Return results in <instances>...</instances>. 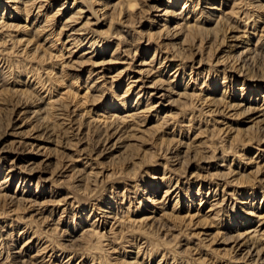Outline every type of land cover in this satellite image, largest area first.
I'll return each instance as SVG.
<instances>
[{
	"label": "rangeland",
	"instance_id": "rangeland-1",
	"mask_svg": "<svg viewBox=\"0 0 264 264\" xmlns=\"http://www.w3.org/2000/svg\"><path fill=\"white\" fill-rule=\"evenodd\" d=\"M103 1L0 0V54L11 57L15 74L7 89H0V253L5 256L10 241L20 248L29 237L36 247L25 261L33 264L61 254L56 247L62 245L71 264L93 259L96 264H250L245 257L251 245L235 249L232 242L257 227L256 247L264 251V141L258 131L263 123L254 126V117L226 106L242 98L237 89L244 81L248 93L264 88V54L247 68L239 56L244 47L255 48L258 37L264 52V0H243L235 16L242 28L231 25L217 38L211 15L212 9L230 12L223 0H190V10L196 7L188 25V11L182 13L187 0H134L135 8L119 17L112 9L119 0L108 7ZM65 2L70 11L80 5L74 26L105 40V56H83L85 51L69 42L63 24L71 12H57ZM25 8L32 9L28 17ZM166 8H172L169 16L173 11L180 16L165 26L156 15ZM189 31L203 35L184 43ZM178 66L187 88L183 79L171 82ZM36 72L61 84L50 94L36 85ZM158 79L177 95L194 92V105L182 100L172 107L178 97L159 99L160 94L150 101L165 103L160 115L144 109L130 118L132 109H108L111 100L119 105L115 96L127 92L132 101L142 86ZM92 83L103 87L104 106L92 104L100 95L98 88L90 89ZM28 89L35 100L26 97ZM146 90L154 94L155 88ZM222 95L220 106L204 102ZM117 119L129 127L124 136L104 134ZM167 120L165 134L164 126L159 128ZM106 139L111 149L101 154ZM170 187L173 193L166 196ZM215 202L219 205L212 207ZM91 232L105 235L102 250L81 248L79 242L68 246L72 238L84 243ZM37 246L45 249L40 255Z\"/></svg>",
	"mask_w": 264,
	"mask_h": 264
},
{
	"label": "bare ground",
	"instance_id": "bare-ground-1",
	"mask_svg": "<svg viewBox=\"0 0 264 264\" xmlns=\"http://www.w3.org/2000/svg\"><path fill=\"white\" fill-rule=\"evenodd\" d=\"M31 1H33V0H31ZM101 1H103V0H101ZM126 1H127V4H126V6H124V3ZM189 1L190 0L185 1L186 2V3H184V6L185 7L182 10V13L188 11V13H187L188 14V17L186 18V21H185L186 24L185 25H188L190 23V22H188V20L190 18V15H193V12L192 11H194L195 10V7H196V6H193V8H191L192 10H190V5H188L189 4ZM244 1L243 0H223V1H221L220 4H222V5L224 4L225 8H230V12L229 13L226 12V9H224L222 12H220L219 9H212L213 11H215L214 12L215 14H212L211 17H214V22L216 23L215 24L216 27L212 30L213 31V35L212 36H215L217 38L222 33H225L226 32V29L228 30V28H230V29L233 28V27H231V25L236 26V25H238L240 23L239 22L240 20L239 21L238 20L236 21L237 18L235 16L238 14V11L242 10V7L244 5ZM27 2H29V1H26L25 3H27ZM103 3L105 5V7H108L111 4L110 3V0H105V1H103ZM179 3H180V0H179L178 4ZM66 5H68V2H65V4L61 5V7L59 8V10L57 12L59 13L61 10H66L67 13L71 12V14L69 16L68 15H65V16L63 15L64 18H66L65 23L63 24V30L69 31L71 33V35L69 36V42L72 44V46L74 48H76V49H79L80 48L82 51H85L84 54H83V56L84 55L87 56L88 54H93L96 58H101L102 55L105 56L106 55V50L104 48L105 40H101L100 38H96L94 36V33H93L92 30H91L92 32H88L87 33L88 30L86 31V29H85L84 26L83 27H80L78 29L75 28L76 26H74V24L78 21L77 16H79L80 13H81V10H78V9L81 8L80 5H76V7L75 8H72L71 11H70V9H67L65 7ZM170 5H172V4H170ZM83 6H84V4H83ZM135 6H136V4H135L134 0H119L115 5L113 4L112 9H113L114 12H117L118 17H119L120 14L122 13V11H124V9L127 12H130V11H132L135 8ZM43 7L45 8V5H40V9L43 8ZM75 9H77L78 11L75 12L74 11ZM160 9H157L156 12L157 13L160 12L161 11ZM170 9L172 10V8H166L164 15H161V16L160 15L159 16L156 15L158 18H156V17H154V18H156L157 20L158 19H161L160 21L162 23H164L165 26L167 24H170L172 21H174V18L180 16L179 14L177 15V13L174 12V11H173V15L169 16L168 14H171L172 13V11ZM243 9H245V8H243ZM31 10H26V8L24 9V13H25V15L27 17L30 14H32L31 13ZM105 15L106 14H103L102 15L104 19L106 18ZM196 16H197V14L195 15V17ZM250 16H251V14H250ZM193 18L194 17H192V19ZM199 18H200L199 16L197 18H195V22L197 24L199 22L198 21ZM183 19H184V17H183ZM36 20H38V18H36ZM177 20L178 19H176L175 21H177ZM46 23H48V21ZM240 24H242V22ZM255 24H257V23H255ZM255 24H253V26H250V28L254 30L253 27H254ZM44 27L45 26H43L41 28H38V29H41L42 30ZM49 27L50 26H48V28ZM236 27L237 28H242V26H239V25L236 26ZM53 29H54V27L52 28V30ZM243 29L244 30H247V27L246 26H243ZM38 31H40V30H36V32H38ZM202 35L203 34L201 32L189 31L188 34L186 35V37L184 38V41L183 42L184 43H187V42L190 41V43L191 42L193 43L196 39L202 37ZM31 39L33 40V38H31ZM256 39H257V42H256L257 44L254 45L255 48H253V49H246L244 47L243 50L239 54L240 57L242 56L241 59H240L241 60L242 68H247V65L249 64V62H251V61L254 62L257 58L263 57L262 56L264 54L263 50L262 49H258V44L260 43V39L261 38L258 37ZM202 41H203V38H202ZM119 47L120 46H118V48ZM179 55L180 56L181 55H184V53L183 52H181V53L179 52ZM0 56H1L0 57V89L3 90V89H7V87L9 86L8 85V83H9V77L10 76L12 77L15 74H13L14 73L13 65H12L13 62L10 64L11 57H10V61H9V59L7 57L5 58L1 54H0ZM113 56H114V54L111 55V58H113ZM35 58L36 59H39V62L40 63L43 62V58H40L38 56L35 57ZM154 59H155V56H153V58L150 61V63H153L155 61ZM165 61H166V59H165ZM162 62H163L162 60H158L157 61V63H159L160 65L163 64ZM143 65L146 66V61H143ZM201 65H202V63L200 62L199 63V66H201ZM152 70H154V69L151 68V70L149 71V73L150 72L152 73ZM182 73H183V71L179 69V66L178 67H175V71L171 75V77H173V76H175V77H174L173 80H171V82L172 81L174 82L177 78H178V80L183 79V86L185 85L186 88H187V86H188L189 83L186 84V81L184 80V74H183V77H181V74ZM200 75L201 74L198 73L196 76H200ZM240 76H241V78H245L244 74L243 75L241 74ZM50 77L52 78V76H50V74H49V76H47V78H49V79H47V81H44L42 79L43 77H40L37 72L33 76V78L37 81V84L36 85H40L43 90L46 89L48 93L52 94L54 87L56 89L57 88V85L60 83V81L59 80L51 79ZM157 78H158V76H157ZM14 79H15L16 83L17 82H20V80H18L20 78H14ZM136 82H137V80H136ZM48 83L50 84L49 85L50 88H47V84ZM92 84H91L90 89L92 90L93 88H95V89L98 88V90H99L98 93H100L99 96H96L95 95V97H93L94 100L91 101V102H93L92 104L103 105L105 101L107 102L106 93L103 91V87L101 86L102 87L101 88L100 86H94V84L93 85ZM150 84H151L150 87H148V86H142V89H141L140 92L143 93L146 89L155 88L154 94L153 93H150V92L148 93L147 90H146L144 92L143 96H142L141 93H138L139 94V97H137V98H134L133 97L134 99L132 101H130V100L127 99V96L126 95L128 93L126 92L122 96H120V95H117V97L115 96V99L119 102V105H117L115 103L113 104V102L111 100V104L109 105L108 109L109 108L114 109L118 113H122V111L124 112V111H126V109H132L131 110L132 112H136L135 114H131V117L129 115V117L132 118L133 116L140 117L139 115L144 112V111H141V110H144V109H146L145 112H155L157 115H160V113H162L165 109H167V107L164 108V104L165 103L164 102H160V105H159V102L157 104H156V102H150L152 98H154V97L156 98V96L157 95H160V94H161V96H157V97H160L159 99H163V98L164 99H167V98H169L170 100H172V98H173L174 95L176 97H178V100L176 99V100L171 101L172 103H170V104H171L172 107L174 106V104H181L182 100H184L185 102L186 101L191 102L190 105H192L193 102H194V98L196 96V94L194 92L193 93H187L186 90H185V92H183L182 94H178L177 95V93H174V91H171V89L161 86L162 81L160 79H158L157 81H151ZM130 85L131 84L128 82V86H130ZM143 85H145V84H143ZM221 85H224V83H222ZM177 86H180V84H178ZM242 86L243 87L237 89V92L238 93H240V91H241V94H239V95L242 98H240V100L237 102L236 105L231 106V107L227 105L226 107L227 108H232L233 107L234 109H239V110L242 111V114H247V116L254 117V119L251 121V122H255L254 126L263 123V127L260 126V128L258 129V131L260 133H262V137H263L262 141H264V94L262 95V94L259 93L261 87H259L258 89H256V91H254L253 89H251L250 90V93H248L247 92V90H248V83L245 82V81L242 83ZM29 89H32V88L30 87ZM29 89H28V91H25V95H26V97H28L30 99H34L35 97H34L32 91H30ZM183 89H185V88H183ZM261 90H264V88H261ZM214 91H217V88L216 87L214 88ZM221 93H224V91H222ZM69 95L74 98L72 92ZM220 95L221 94H219V96ZM1 96L2 95L0 94V97ZM70 96H69V98H70ZM67 98H68V96H67ZM208 99H210V98H207L206 100H204V102L214 103L215 105L220 106L222 104V102L224 101L225 97L222 95L219 98L218 97L216 98V96H215V98H213L212 100H209V101H208ZM144 101L147 104L143 105L142 103H144ZM120 103H121V107H120ZM184 104H186V103H184ZM188 104L189 103H187L186 106H188ZM41 111H43V110H41ZM48 112H49V110H48ZM208 113L209 114H213L214 111L209 110ZM166 115L167 116H163V119L164 120H166L169 117L168 114H166ZM137 119L139 120L141 118H137ZM124 121L125 120H122V119L115 120L113 122V124L107 126V129L104 130V134H106L108 136H111L109 134H112L113 136L114 135L115 136H118L119 134H121L122 136H124V134L126 133V131H128V129H129V127L126 128V125L123 123ZM139 121L141 122V121H144V120H139ZM139 121H137V122L139 123ZM136 124L137 123L134 122V126H136ZM169 125H170V122L167 120V122H165L164 125L161 124V126H160L159 129H161L164 126V133L166 134V131L165 130L167 129V127ZM248 130H249V128L246 129L245 131H248ZM102 135H103V133H102ZM106 141H107V139L104 140V141H102V145L101 146L103 147V150H101V152H99L101 154L102 153H105V152H108L111 149V147H108L109 145L106 144ZM173 154H176V152H174ZM6 181H7V179L4 182H6ZM93 186H95V185H93ZM167 189L168 190L165 191L166 196L169 195V194H171V193H173V189H171V187L170 188H167ZM215 203L212 205V207H216L217 205H219V203H216V204ZM94 224H95V222H94ZM94 224H92V227H93ZM257 233H258V228L257 227H253L251 229H248L247 233L238 235V237H236L235 240L232 242L235 245V249L236 248H241L244 245H247L248 243L252 246L251 247V246H248L247 245V248H246V250H248V251H247V256L245 257V259H247V262H250V264H264V251H263V248L260 249V247H256L257 246V242H258V239L256 237L259 235ZM90 234H91L90 237H88V238L86 237L85 238V241L83 240L84 243H81L78 239L72 238L71 241H69L70 243H68L69 244L68 246L70 247V245H73L75 242H79V245L82 246L81 248H83V247L86 248V246H87V248H90L93 251L102 250L100 244L103 242V240H105V238H106L105 235L98 234V236L95 237L96 233H95V235H93L94 232H91ZM35 235H36V233H35ZM1 237H2V235H0V238ZM94 238H97L98 242L96 244H93V243L90 244L89 242H91ZM255 239H257V240H255ZM25 240H27V241L25 243H23V245L20 248L19 247L14 248V246L12 247V244L14 243L13 241H10L9 242L11 244L7 243V245H5V252H6L5 253V256H2V254L0 253L1 254L0 255V264H33L34 262H32V260L29 259L30 262H28V260L25 261V259H26V253H28V251H31L32 248H35L36 245H34V243L32 242L33 238L27 237ZM66 242H68V241H66ZM79 245L77 247H79ZM42 247L43 246H41V247H38L37 246V249H38L37 252H36L37 255L38 254L40 255V253L43 252V250H45ZM10 248H12V249H10ZM56 248L59 249V251L61 252V254H58L57 255L54 252L51 256H49L50 258H49L48 262L47 261L45 262V259L46 258L43 257L42 260L40 259L41 262L36 263V264H49L50 262H52V263L53 262H57V264H71V260L73 258L69 257L70 254H67L66 247H64L62 245V247H56ZM88 252H91V251L88 250ZM107 252L108 251H105V253H107ZM30 258L32 259V257H30ZM52 259H54V261H52ZM199 261H201V260H199ZM202 261H204V260L202 259ZM96 262H98V260L97 259L96 260L93 259L91 261V264H96ZM53 264H55V263H53ZM97 264H102V263L100 262V263H97Z\"/></svg>",
	"mask_w": 264,
	"mask_h": 264
}]
</instances>
